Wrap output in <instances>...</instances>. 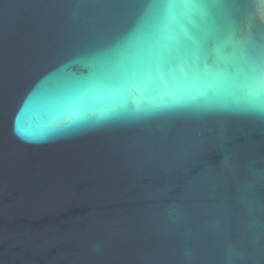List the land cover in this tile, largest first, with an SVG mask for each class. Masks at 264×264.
Returning a JSON list of instances; mask_svg holds the SVG:
<instances>
[{"label": "water", "instance_id": "water-1", "mask_svg": "<svg viewBox=\"0 0 264 264\" xmlns=\"http://www.w3.org/2000/svg\"><path fill=\"white\" fill-rule=\"evenodd\" d=\"M146 9L0 0V264H264V117L226 83L190 102L99 82L146 52ZM209 27L213 48L264 50V6L223 0Z\"/></svg>", "mask_w": 264, "mask_h": 264}, {"label": "snow or ice", "instance_id": "snow-or-ice-1", "mask_svg": "<svg viewBox=\"0 0 264 264\" xmlns=\"http://www.w3.org/2000/svg\"><path fill=\"white\" fill-rule=\"evenodd\" d=\"M145 13L149 25L141 32L153 37L146 52L131 60H102L99 82L113 86L126 81L144 83L157 92L175 94L183 92L182 99L190 102L209 98L213 91L209 85L226 83L231 86L227 104L242 111L264 117V50L234 49L224 52L210 46V23L214 10L223 0H146ZM249 5L264 6V0H244ZM183 15L177 20V12ZM190 17L194 26L176 30L169 22L184 24ZM161 26L166 28L162 34ZM88 87V85H77ZM195 90V94H193ZM116 113H104L101 119ZM15 131L26 140L36 137L22 125V114L17 116Z\"/></svg>", "mask_w": 264, "mask_h": 264}]
</instances>
